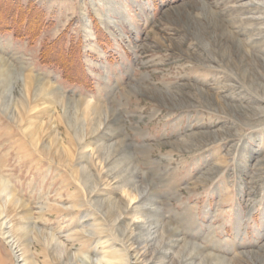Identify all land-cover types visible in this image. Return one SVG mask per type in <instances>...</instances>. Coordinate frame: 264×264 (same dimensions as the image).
<instances>
[{
    "label": "rangeland",
    "instance_id": "obj_1",
    "mask_svg": "<svg viewBox=\"0 0 264 264\" xmlns=\"http://www.w3.org/2000/svg\"><path fill=\"white\" fill-rule=\"evenodd\" d=\"M13 1L0 0V55L52 81L68 106L64 114L56 104L41 119L21 113L22 121L10 112L20 107V81H10L14 100L2 93L0 264H95L114 230L93 197H123L102 184L96 149L116 170H129L134 189L145 186L159 218L189 245L222 264H250L254 252L264 258V0ZM207 15L233 34L226 52L212 36L200 41L185 29ZM79 98L99 106L101 121L116 118L109 130L124 137L126 150L116 153L109 145L116 139L100 136V128L85 140L93 154L80 158L73 133L74 123L78 132L85 125L82 106H73ZM35 119L36 142L35 124L27 126ZM60 142L69 156L57 154ZM94 217L106 232L100 240L88 229ZM142 228L138 240L147 242L153 234ZM144 252L148 264L158 260L157 250ZM162 258L156 264L179 263L174 251Z\"/></svg>",
    "mask_w": 264,
    "mask_h": 264
},
{
    "label": "bare ground",
    "instance_id": "obj_2",
    "mask_svg": "<svg viewBox=\"0 0 264 264\" xmlns=\"http://www.w3.org/2000/svg\"><path fill=\"white\" fill-rule=\"evenodd\" d=\"M249 8H251V7H249ZM254 8L259 9L260 6L258 4H254ZM212 13H214V12H212ZM214 15H216V14H214ZM181 17H182V15H181ZM175 21H176V19H175ZM222 24L217 18L212 19L211 16H208V17H206L204 22H201L199 20L198 21L192 20L191 22L189 21V23L186 25L185 29L189 30V33L191 34V36H196L200 41L203 40L204 37H207V39H208L209 36H212L215 44H217L219 46L218 48L222 47L221 50L223 52V50H224L223 45H225V43H224L225 38H227V35L228 36L230 35V37L233 38V34L231 35L227 30H225V28ZM88 26L89 25H87V27ZM87 34L89 36H92V33H90V32H87ZM227 47H225V48H227ZM225 50H227V49H225ZM225 52L223 53V56H224ZM227 57H229V56H227ZM218 58H219V53H218ZM220 60H222V59H220ZM243 60H245V59H243ZM236 63L238 64V62H236ZM241 65H243L242 62H241ZM228 68H229V66H228ZM259 69H261V68L259 67ZM246 70H248V69H246ZM11 78H14L15 80L18 79L20 81V89H19L20 96L18 97V99H16L17 102H19L18 105H20V107L17 109L12 108L14 105H12V103L10 102L12 105L10 112L12 113L13 117L19 116L21 118V113L27 114V115H28V113H30L31 114L30 116L32 118L33 117H39L40 118V117H42V115H47V116L51 117V113H52L53 109L55 108L56 104H59L61 106L64 114L67 111L66 109H67L68 104L62 103V101L64 100L63 94L61 91H59V89L57 87H55V85H53L51 83L52 81L49 82V81H47L41 77H37L36 75H34L28 71H24V68L21 66L14 67L10 63V61H8L6 58H4V56L0 55V98L3 97L2 96L3 92H4V94H6L5 95L6 98H9L12 100L15 97L13 92H12L13 86L10 84V81H12ZM15 80L13 82H15ZM16 98H17V96H16ZM2 103H3V105L6 106L7 109H9L10 104H9V106H7L8 103H4V101H2ZM73 106L76 109L78 106H82L81 107V112H82L81 114L83 115L82 120H84V123H85L84 127H81V131H80V129H78L79 132L77 131V127H76L75 123L73 125V130H74L73 133H74V136L76 137V139L78 140V143H79L78 149L80 150L79 151L80 154L79 153L78 154H79L80 158L83 157V155L88 154L87 148L90 144H89V142L85 141L86 138L87 137L89 138L90 135L93 136L92 134H94V133L97 134V132L99 131L100 128L104 129L103 131H101V134H99L100 136H102V137L107 136L106 137L107 139H109L108 137H111L112 139L113 138L116 139L115 142H112L111 144H109L110 146H112V144L113 145L115 144L114 145V151L116 153H120V150H126L127 149L126 148L127 143L125 142L124 137L123 136L117 137L118 133L115 134L114 132H112L113 130L112 131L109 130L111 127L110 122H112L113 120H116L115 117L110 116V119H109V117H107L105 121L109 120L108 122L101 121L100 118L98 117V114L100 112L99 106L97 104H93V102H90V100L85 99V98H79ZM33 112L34 113L36 112L35 116L32 115ZM91 115H94L97 117H89ZM74 119H75V117H74ZM21 120L23 121L22 118H21ZM35 121H36V123L39 122L38 119H35L34 122H29L27 124V126L29 127L32 124H35L32 126L33 128H31L29 132H30L31 138L36 142L37 139L35 138V136H36V133L38 134V132H37L38 126L36 125ZM69 126H71V125H69ZM105 130H106V132H105ZM108 130L110 131L109 133L107 132ZM105 133H107V135H105ZM38 138H39V136H38ZM58 139H60V137ZM58 139H57V143L59 141ZM50 140H52V139H50ZM60 144H61V142H60ZM61 145L60 146L55 145V147H56L55 149H56L57 154L62 156L63 153L64 154L66 153L65 157L69 156V154L67 155L66 149H64L63 145L62 146ZM72 147L74 148V146H72ZM93 151H94V149L91 150V152L89 154L91 155V153ZM56 152H54V153H56ZM93 153H95L94 155L96 157V162L99 165V168H100L99 171H101V179H103L102 184H104V183H106L107 185L113 184V187L116 188V190L121 191L122 192L121 194L123 196V197H120L119 199H116L111 193H108V194L98 193L93 197L95 204L98 203V205L99 204L104 205V208H106L104 210L109 216L110 226L112 228V231L110 229L109 230L111 231V233L114 230V232L112 233L113 237L108 236L109 238H107L106 240L104 239L103 244L106 243V245L103 247V250L101 252L102 254L98 255V253H94V255H96V257L94 259L95 264H137L140 262L142 263L143 261H145V263H143V264H148V262H147L148 259H146L145 257L143 259H141L140 257L142 255L141 253H146L144 251L148 252L150 250L151 251L157 250V253L159 254V256L157 257L158 260H156V262L154 260V262H153L154 264L160 263V262H157V261H159L160 257L163 261L162 257H163L164 252L169 251V250L172 252L174 251L175 254L178 256V258H179L178 264H222L224 259L215 257V256L207 254V253L204 254L201 252V250L197 246L192 245V244L189 245L188 243H186V241L183 238L178 236L177 228H174L173 226L169 225L170 224L169 222L162 221L161 218H159V216L157 214L158 213L157 202L154 201L153 199H151L149 197V195H147V193L149 194V192L146 191L147 193H144L145 195L143 194L142 189H144L145 186L141 190L134 189L131 186V184H133V182H134V180H133L134 178L132 177V174L129 173V170L126 167H124V166L118 167V169L116 170L115 166H113V163H114L113 158L111 159L108 157L107 158L100 157L99 150H97V149ZM124 155H126V154H124ZM107 156H108V154H107ZM110 156H112V155H110ZM69 159H71V158H69ZM114 160H116V159H114ZM120 161H121V159H120ZM127 167H129V166H127ZM76 171H77V169H76ZM82 171H84V168H82ZM104 179L106 180V182H104ZM4 180L0 179V189H3V190L7 187V185L3 182ZM99 187H100V185H99ZM90 188H91V190H89L90 193L96 189V188L92 189L93 188L92 186ZM145 189L147 190L148 187H146ZM95 191H97V190H95ZM148 191H150V189H148ZM89 197H91V196H89ZM10 200L12 201V196H11ZM79 200L80 199H78V201ZM76 205H77V202H76ZM79 205H80V203H79ZM63 208H65V207H63ZM94 208H96V207H94ZM65 209H67V208H65ZM103 212L101 211V213H103ZM104 218H105V216H104ZM99 220L97 217H94L92 223H90L88 225L89 231H92V232L95 231V234H97V235L99 234L98 240L102 239L101 238L102 236H106V234H103V233H106L105 230L103 229L104 226L99 222ZM107 220H108V218H107ZM142 226H145V229L149 230L148 234H147L148 237H150L153 234V237L152 238L150 237L149 241L147 240V242H144L141 240H140L141 241L140 242L138 240V237H142L141 234L143 235V233L141 232V229H143ZM151 229H152V232H150ZM109 230H107V231H109ZM145 234H146V232H145ZM92 235H94V234H92ZM153 238H155L154 239L155 241L150 242V240ZM115 240H116V242H117V240L119 241V245H117ZM133 242L136 243V246H134ZM158 244L160 246H162L161 251H158V249H157L158 247H160ZM156 245L158 247H156ZM15 251L17 252L16 249H15ZM152 253H154V252H152ZM17 254H18V257L20 258L19 253H17ZM83 254H84V256L87 257V259L91 258V256L89 258V256H87V254L85 252ZM249 258H250V264H264L263 256H260L255 252L252 253ZM131 260H133V261H131ZM18 261H21V259H18ZM23 262H24V260H23ZM23 262H21V264H25ZM26 264H28V262H26ZM30 264H31V262H30ZM82 264H88V263L85 260H83Z\"/></svg>",
    "mask_w": 264,
    "mask_h": 264
},
{
    "label": "trees",
    "instance_id": "obj_3",
    "mask_svg": "<svg viewBox=\"0 0 264 264\" xmlns=\"http://www.w3.org/2000/svg\"><path fill=\"white\" fill-rule=\"evenodd\" d=\"M13 1V0H12ZM13 3L16 5L17 4V0L15 1H13ZM19 6V5H18ZM22 6L20 5V8H21ZM23 8V7H22ZM31 9H34L33 7H30V6H28V8L26 9V11H27V13H30V11H31ZM13 16V17H12ZM11 17H12V22L13 23H15L16 21H15V18H16V14L15 15H12ZM20 17L21 18H23V15L21 14L20 15ZM40 20V23H41V21H42V18L40 17V15L38 14V16H37V21H39ZM24 22V21H23ZM21 24V23H20ZM2 27V25H0V28ZM8 30H10V29H5V31H8ZM15 30H13V32H14Z\"/></svg>",
    "mask_w": 264,
    "mask_h": 264
}]
</instances>
